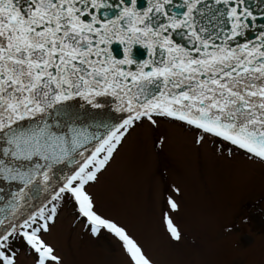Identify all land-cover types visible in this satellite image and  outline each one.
Segmentation results:
<instances>
[{"label": "water", "instance_id": "95a60500", "mask_svg": "<svg viewBox=\"0 0 264 264\" xmlns=\"http://www.w3.org/2000/svg\"><path fill=\"white\" fill-rule=\"evenodd\" d=\"M150 114L264 163V0H0V243Z\"/></svg>", "mask_w": 264, "mask_h": 264}, {"label": "rangeland", "instance_id": "374dc122", "mask_svg": "<svg viewBox=\"0 0 264 264\" xmlns=\"http://www.w3.org/2000/svg\"><path fill=\"white\" fill-rule=\"evenodd\" d=\"M197 135L165 118L127 127L83 191L108 231L93 236L65 204L42 235L48 264H264V166ZM17 239L12 264H35Z\"/></svg>", "mask_w": 264, "mask_h": 264}, {"label": "trees", "instance_id": "16d2710c", "mask_svg": "<svg viewBox=\"0 0 264 264\" xmlns=\"http://www.w3.org/2000/svg\"><path fill=\"white\" fill-rule=\"evenodd\" d=\"M86 173L82 175L80 178L76 180L74 185H77L86 178L87 175V170L85 171ZM73 185V186H74ZM71 203V195L70 191H66L62 193L58 198H56L44 211H42L39 215H37L31 222H29L23 229H21L19 232L11 236L8 240L4 242V245L8 247L7 250H0V257L3 259L4 264L6 262L11 261L13 254L15 253L14 251L19 250V238L21 241L20 243H23L25 241L26 243H29V248L31 249L32 246L34 245L37 248H40L39 241L37 237L40 235V233L44 232L46 230V227L50 225L56 215L58 214L57 212L60 210L62 206L65 204L69 205ZM24 244V243H23ZM27 248V251L30 254V249ZM8 253V256L7 254Z\"/></svg>", "mask_w": 264, "mask_h": 264}, {"label": "bare ground", "instance_id": "6f19581e", "mask_svg": "<svg viewBox=\"0 0 264 264\" xmlns=\"http://www.w3.org/2000/svg\"><path fill=\"white\" fill-rule=\"evenodd\" d=\"M96 180V179H95ZM95 180L93 181V183L95 182ZM47 231H48V229H47Z\"/></svg>", "mask_w": 264, "mask_h": 264}]
</instances>
